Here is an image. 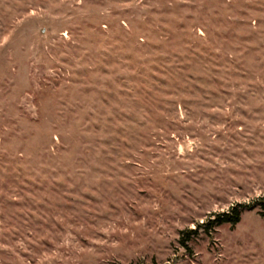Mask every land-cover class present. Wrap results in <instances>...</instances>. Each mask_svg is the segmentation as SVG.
Wrapping results in <instances>:
<instances>
[{"label": "rangeland", "instance_id": "obj_1", "mask_svg": "<svg viewBox=\"0 0 264 264\" xmlns=\"http://www.w3.org/2000/svg\"><path fill=\"white\" fill-rule=\"evenodd\" d=\"M259 199L264 0H0V264H264Z\"/></svg>", "mask_w": 264, "mask_h": 264}, {"label": "trees", "instance_id": "obj_2", "mask_svg": "<svg viewBox=\"0 0 264 264\" xmlns=\"http://www.w3.org/2000/svg\"><path fill=\"white\" fill-rule=\"evenodd\" d=\"M255 206H259L260 207V215L264 218V199H259L257 201H255L254 204H239L237 206L232 207L228 212H224V213H219L216 215L214 220H211V222H209V224L207 225H202L199 224L198 227L199 228H211L212 226L215 225H220L223 223H229V224H237L240 221L241 215L243 213V211L246 208H253ZM197 231L196 230H189L187 232H184L185 237L182 239V244L183 246L187 247V242L190 240L191 236L193 234H196Z\"/></svg>", "mask_w": 264, "mask_h": 264}]
</instances>
